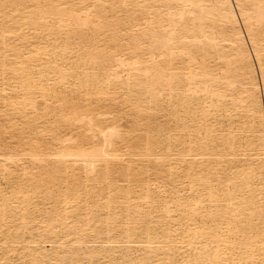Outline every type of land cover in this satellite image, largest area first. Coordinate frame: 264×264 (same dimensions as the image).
<instances>
[{
	"label": "bare ground",
	"instance_id": "1",
	"mask_svg": "<svg viewBox=\"0 0 264 264\" xmlns=\"http://www.w3.org/2000/svg\"><path fill=\"white\" fill-rule=\"evenodd\" d=\"M0 264H264V0H0Z\"/></svg>",
	"mask_w": 264,
	"mask_h": 264
},
{
	"label": "rangeland",
	"instance_id": "2",
	"mask_svg": "<svg viewBox=\"0 0 264 264\" xmlns=\"http://www.w3.org/2000/svg\"><path fill=\"white\" fill-rule=\"evenodd\" d=\"M77 95L78 96L75 99L76 104H85V103H87V101H90L89 104L88 103L85 104L84 107H91L93 109L96 107L97 110L105 109V107L102 105L96 106L95 99H97V98L95 95L89 96L87 98V100H86L85 94L83 95L82 93H78ZM92 98H93V100H92ZM110 124H112V120L107 119V120L103 121V123L101 122L99 125H97L95 127L93 125H91V127L87 128V129L85 128V126H78V125L72 124V125H68V126H61L57 129L53 130V132H56L57 137H63L65 139H69V138L72 139L73 138L72 141L69 142V145H71V146L73 145V147H72L73 150H80L82 148V150H84V151H90L92 148H93L92 150H94L95 149L94 147H96V145L98 147L101 137L103 135H106V129L109 128ZM102 131H103V134H102ZM99 137H100V139H99ZM79 139H80V142L81 141L83 142V144L79 143Z\"/></svg>",
	"mask_w": 264,
	"mask_h": 264
}]
</instances>
